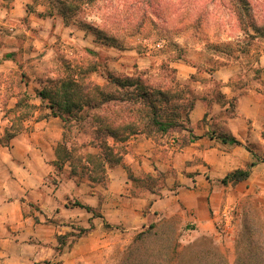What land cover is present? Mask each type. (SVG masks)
<instances>
[{
  "label": "rangeland",
  "instance_id": "374dc122",
  "mask_svg": "<svg viewBox=\"0 0 264 264\" xmlns=\"http://www.w3.org/2000/svg\"><path fill=\"white\" fill-rule=\"evenodd\" d=\"M6 53L12 57L0 62V149L5 152L10 134L51 133L58 126L50 122L49 100L42 102L39 91L56 97L62 84L102 85L110 71L140 73L155 87H170V103L179 105L193 95L216 97L221 83L210 74L230 69L234 76L228 85L235 96L223 99L229 110L216 113L219 107H208L215 131L226 133L224 120L236 114L238 95L251 93L264 102V0H0V57ZM192 66L195 74L179 80L178 74ZM82 132L76 122L65 131L74 149L71 162L93 151L83 145L90 137ZM154 177L131 181L130 193H147L146 186L154 184L157 197L167 196L164 173ZM46 180L58 178L48 174ZM36 209L26 206V213L34 216ZM212 216L214 230L207 234H199L193 224L185 226L181 214L131 235L123 226H105V235L98 237L110 244L106 264L125 259L124 264H254L257 251L264 249V165L239 190L224 189ZM152 223L155 227L148 228ZM146 229L144 241L133 246ZM24 243L31 254L34 239ZM45 263L53 264L49 258Z\"/></svg>",
  "mask_w": 264,
  "mask_h": 264
},
{
  "label": "crops",
  "instance_id": "0c3cea01",
  "mask_svg": "<svg viewBox=\"0 0 264 264\" xmlns=\"http://www.w3.org/2000/svg\"><path fill=\"white\" fill-rule=\"evenodd\" d=\"M196 69L187 67L178 74V79L191 78ZM210 76L222 84V100L235 96L228 85L233 71L222 68ZM210 98L196 97L189 112L188 126L192 135L184 130L139 132L121 143L125 148L122 161L134 177L164 173L167 196L157 197L151 191L132 195L131 180L122 165L107 168L103 183L70 176V160L65 161L60 170L56 161L64 129L59 117L51 116L50 122L58 125L51 133L46 129L45 133L12 137L7 151L0 149V256L3 264H46L48 258L53 264H106L104 255L110 244L98 237L106 233L104 223L113 228L123 226L124 232L131 235L151 222L181 214L187 220L185 226L193 224L199 234L211 233L215 220L212 215L224 189L239 190L264 165V102L251 93L236 97V114L224 120L226 133L241 142L235 145L222 143L211 132L216 130L211 118L214 113H209L202 121ZM224 100H212L210 111L215 106L220 108L216 113L224 110ZM38 126H42L41 123ZM249 165L251 173L247 179L236 185L220 182L228 172ZM48 174L58 180H46ZM174 183L178 184L175 190L171 188ZM74 200L95 208L100 216H92L78 206H66ZM26 206L37 207L34 216L26 213ZM91 224L90 230L77 236L79 229H87ZM64 234L67 242L59 249L57 237ZM30 238L34 239L33 249L27 255L24 240Z\"/></svg>",
  "mask_w": 264,
  "mask_h": 264
},
{
  "label": "trees",
  "instance_id": "16d2710c",
  "mask_svg": "<svg viewBox=\"0 0 264 264\" xmlns=\"http://www.w3.org/2000/svg\"><path fill=\"white\" fill-rule=\"evenodd\" d=\"M60 14L65 19V13L60 11ZM93 30L96 32L95 34L100 33L98 29ZM104 40L107 41V38H104ZM11 57L12 53H6L3 57H0V62ZM171 80L176 86L181 84L178 79L172 78ZM67 87L62 84L59 91L54 93L56 97H51L47 90H41L38 94L42 102L45 99L49 100V103L45 106L50 109V116L59 117L63 123V143L58 146V160L56 161V166L60 170L63 168V163L70 160L73 155L74 149L72 146L67 147L66 144L69 141L65 137V131L70 130L72 122H76L79 129H83L82 133L90 137L84 140L86 143H83V145L91 146L93 151H85L77 160H74V162L70 161V176H78L79 178L86 176L91 182L103 183L107 178V168L122 165L128 171V177L131 181H141L143 179L134 177L130 169L122 161L123 153L125 152L124 146L117 147L114 144H110L108 142L109 138H112L113 142L118 144L124 143L130 136L139 132L151 134L181 132L184 130L192 135L188 126L189 112L194 107L196 96L190 97L185 104L172 105L170 103L171 88L167 87L165 90L163 87H155L140 73L127 75L110 71L107 72L106 82L102 85L94 84L85 88ZM211 97L208 107L211 106L212 100L216 99L217 102H223L221 100L223 94L220 91L216 93V97L213 95ZM228 103L230 105L231 101ZM228 110L227 107L224 109V111ZM207 116L208 111L205 112L202 121H205ZM211 132L222 143L241 144L239 140L227 133H219L215 130ZM193 136L194 138L196 137L195 135ZM12 137L13 135L10 134L9 138ZM3 144L7 145V142H3ZM59 148L63 150V154H60ZM75 162L80 165L77 166ZM250 173L251 165L246 168H238L228 172L220 182L223 185H236L247 179ZM158 174L161 175L162 173ZM154 178L151 174L144 176V179L148 181H153ZM153 185L148 184L146 189L148 191L153 190ZM66 206H78L92 213V216H100L95 208L84 205L77 200L69 201ZM104 225L111 227L108 223H104ZM91 227L92 224L87 229H79L77 236L90 230ZM154 227L155 224L152 223L148 228ZM149 232V229L139 232L133 239V246L142 243L146 233ZM57 238L60 243L59 249H61L67 242V235H60ZM252 255L253 252L251 251L246 256L250 259L253 258ZM256 255L257 258L253 261L254 264H264V249L257 251ZM126 262L127 260L125 259L121 264ZM188 264L193 263L188 262ZM242 264L246 263L242 262Z\"/></svg>",
  "mask_w": 264,
  "mask_h": 264
}]
</instances>
